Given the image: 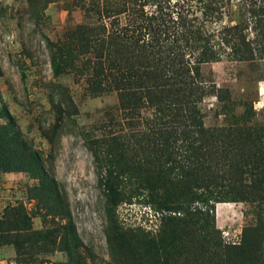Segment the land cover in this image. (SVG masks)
<instances>
[{
	"label": "trees",
	"instance_id": "16d2710c",
	"mask_svg": "<svg viewBox=\"0 0 264 264\" xmlns=\"http://www.w3.org/2000/svg\"><path fill=\"white\" fill-rule=\"evenodd\" d=\"M97 1L83 8L97 15L94 24L78 27L75 44L50 42V57L58 73L75 70L90 92L116 91L126 115L128 133L105 136L90 148L101 161L111 204L148 200L161 225L151 239L130 230L116 240L136 264H264V195L257 196L264 189L258 185L264 126L240 121L255 113L245 103L243 115L232 114L233 123L206 126V96L215 95L225 114L237 102L228 89L211 90L200 71L223 57L264 59V0H238V12L232 0ZM0 119V172H33L40 182L33 196L44 206L49 202L46 213L56 215L58 194L46 183L41 158L4 106ZM226 201L260 204L256 222L244 227L236 244L225 243L215 226L214 205ZM23 214L18 205L3 209L1 243L15 244L17 230L30 229ZM24 235V242L46 240V232Z\"/></svg>",
	"mask_w": 264,
	"mask_h": 264
},
{
	"label": "rangeland",
	"instance_id": "374dc122",
	"mask_svg": "<svg viewBox=\"0 0 264 264\" xmlns=\"http://www.w3.org/2000/svg\"><path fill=\"white\" fill-rule=\"evenodd\" d=\"M94 1L0 0V108L9 110L23 138L41 158L46 183L54 184L58 194L54 203L60 208L58 215L47 214L50 203L44 206L33 196L40 184L33 172H0V216L5 207L18 205L30 226L17 230L15 244L0 240V264H136L116 236L132 230L148 240L161 225V214L148 200L111 204L101 161L90 148L95 140L129 131L116 91L92 93L75 70L58 73L51 63L50 42L75 44L82 30L78 27L94 24L97 15L83 10ZM237 1L232 0V10L238 12ZM200 71L211 90L214 86L228 89L237 102L235 110L225 114L217 110L215 95L206 96L201 104L206 126L233 123L232 114L243 115L244 103L252 104L255 113L240 121L264 126V59L223 57L202 64ZM258 185L264 187V178ZM263 191L257 196H263ZM258 205L215 203V226L225 243L241 241L244 227L256 222ZM65 208L68 213L62 215ZM259 212L264 214V205ZM25 232H46V240L35 237L24 242Z\"/></svg>",
	"mask_w": 264,
	"mask_h": 264
}]
</instances>
